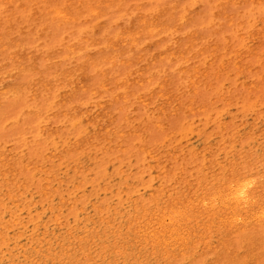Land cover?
<instances>
[{"label":"rangeland","instance_id":"1","mask_svg":"<svg viewBox=\"0 0 264 264\" xmlns=\"http://www.w3.org/2000/svg\"><path fill=\"white\" fill-rule=\"evenodd\" d=\"M23 2L25 7L15 0L8 12L0 3L1 24L11 27L10 32L3 31L5 41L17 39L22 46L18 52L13 48L0 52V92L12 89L19 65L14 53L23 64L33 67L23 79L25 84L31 83L15 98L17 104L6 106L13 102L6 100L3 109L15 115L18 109L38 106L42 127L38 139L44 142L45 137L53 136L58 143L47 149L38 167L32 169V183L18 181L13 187L9 166L2 165L9 176L6 180L0 176V264H192L200 258L202 264H264L258 256L264 252V99L258 101L264 96V0L234 4L235 17L229 24L215 17L213 8L219 0H98V12L77 6L70 20L56 18L41 0ZM78 2L74 0L75 5ZM175 4L176 14L163 18L168 29L145 33L133 48L129 40H118L122 53L115 64L106 66L113 79L110 96L122 94L116 82L126 72L140 69L156 55L152 71L172 77L175 92L185 100H196L197 106L193 113L170 110L162 116L163 126L157 127V95L148 105L136 100L139 93L148 96L158 82V76L145 75L144 84L134 83L137 95L128 107L122 110L119 102L114 114L121 115L123 133L137 128L146 129L149 136L158 133L155 151L139 152L135 148L138 138L133 135L123 153L112 150L121 142L119 137L113 142L90 137L109 125L107 118L97 116L103 100L99 89L81 92L78 101L71 102L68 94L75 80L69 82L60 73L75 72L88 54L101 51L104 36L116 37L137 23L139 15ZM33 10L36 16H32ZM11 16L13 21H8ZM192 30L200 33L201 40L190 49L183 43L181 51L188 62L166 52L177 36ZM206 38L222 52L209 79L212 87L203 88L195 99L188 89L191 73L183 74L180 68L206 67L214 62L212 48L203 49ZM252 50L259 51L260 57L253 58ZM142 51L149 56L142 59ZM35 67L38 75L32 73ZM91 71L94 75L93 68ZM35 80L50 83L51 91L42 88L38 92ZM97 82L95 79L92 85ZM252 85L255 89L250 92ZM219 86L222 93L217 91ZM35 92L36 97L32 96ZM57 96L70 105L87 106L88 112L57 118L56 124L47 111ZM245 97H253L254 104H244L240 98ZM213 110H220L219 117L205 120ZM78 125L84 127L83 133L75 131ZM63 128L68 129L61 137ZM77 142L80 148L75 152ZM85 143L87 148H82ZM5 151L8 157L15 154ZM74 152L78 155L75 160ZM230 173L245 174L252 180L247 203L226 202L228 190L222 189L221 179ZM216 188L220 191L210 196ZM156 209L166 212L165 227L161 230L154 225L149 235L147 226L154 221L142 214ZM135 218L149 223L139 231ZM172 229L184 234L182 243L178 234L170 236Z\"/></svg>","mask_w":264,"mask_h":264},{"label":"bare ground","instance_id":"2","mask_svg":"<svg viewBox=\"0 0 264 264\" xmlns=\"http://www.w3.org/2000/svg\"><path fill=\"white\" fill-rule=\"evenodd\" d=\"M15 0H0V3H2L5 6L6 9H11L12 5L14 4ZM33 1V0H30ZM37 1V0H35ZM42 2L49 5L48 9H51V11L55 14V17L62 20H70L73 18V11L76 9L77 6H87L88 9H90L92 12H96L99 7L100 3H98V0H80L77 5L74 4V0L67 1L64 3V5H61L58 3V0H41ZM111 2L117 1L120 2L121 0H110ZM246 1H255V0H244ZM241 0H219L217 3V6L213 8V12L215 13V17H218L222 20H225L226 24H229L232 22L233 18L235 17L232 14V6L234 4L240 3ZM20 6L25 7V3L23 0H19ZM1 4V5H2ZM1 7V6H0ZM176 8L177 5H173L170 7H164L160 8L158 11L152 13V14H142L138 16V21L135 24H132L127 30L124 32L119 33L116 37L106 35L104 36V40L106 41L105 44H103L101 47V51L95 53V54H88L86 56L85 61L82 64H79L75 68V72L73 71H63L60 73L61 77L64 79H67L69 82L72 80H75L74 88L70 91L68 94V97L70 98L71 102L78 101L80 98L81 92H93L95 88L99 89L100 96L102 97V101L99 102V112L97 113L98 119L104 120V118H107L109 121V125L102 126L101 132L91 134L90 137L94 138L95 140H103V141H115L117 137L120 138L121 142L119 144H116L115 147L112 150H119L121 153H123L126 150V145L128 144V141L130 137L136 136L138 138V142L135 146L136 149L139 150L141 153H153L155 151L154 149V142L156 141L155 138L158 137V133H152V136L146 135V129L143 130H137L133 133L127 132L123 133L122 130V122H121V115L120 114H114L116 112L115 106L119 102L123 103V109L128 107L130 104V101L134 95H137L133 91V88L138 85L144 84V78L149 75H152V77L158 76V81L155 87L149 92L148 96L138 94V97L136 100L139 102H145L147 105L150 104L152 101V98L154 95H157L159 98V104L157 107L158 116L155 118V124L157 127L163 126V118L162 116L169 112L170 110H176L179 109L185 110L188 113H193L192 111L195 109L197 105H195L196 100L190 99L185 100L183 99V96L181 94L176 93L173 88V79L172 77H169L168 74H163L158 72L152 71V66L154 65L152 62L156 57L148 58L146 62H144V65L136 71H129L126 72L122 79H120L118 82H116L117 85L120 84L121 89L123 90L122 94L111 97V91H112V85H113V79L110 77V74L108 73V69L106 68L109 64H115L116 63V57L119 53H122L118 47V40L122 39L123 42H126L127 40L130 41V44L133 48V45L140 39L142 35L145 33H157L162 30L168 29L166 22L163 21V18L166 17L168 14H171V16H174L176 14ZM81 9V8H77ZM6 12H8L6 10ZM98 12V11H97ZM139 12L142 13V11ZM38 13L36 10H33L32 16H36ZM187 16H184V19L187 20ZM97 20V19H96ZM8 21H13V17H9ZM11 27L5 28L1 24L0 20V52H2L4 49L13 48L16 50V52L19 51V48H21V42L17 39H13L9 42L5 41V33L3 31L10 32ZM82 28V27H81ZM100 26H96V29H99ZM205 44L206 46L203 49H211L213 50L212 57H214V62L209 64L206 67H200L196 66L195 68H192V66H182L180 68V72L185 73H191V86H189L188 89L192 91L194 94V98H199L202 93L203 88L210 89L209 87L212 83L210 82V77L212 74V71L215 70V63L218 61V59L221 57L220 52L221 48L219 45L215 44L214 41H211L210 39L206 38ZM200 39V33H198L197 30H192L190 32L185 33L182 37L177 36L174 39L175 45L169 46L167 49V53L172 55H180V57H183L185 59V54L182 52L183 43L187 42V45L185 48L190 49L192 46H194L197 42H199ZM100 43V42H99ZM72 50V49H71ZM74 51V50H72ZM255 52V57H260L259 51L252 50ZM142 59L146 57L145 55L149 56V54L141 52ZM14 53L13 57L17 60V63L19 65L15 69L16 77L14 78V83L12 84V89H4L2 92H0V97L4 96L2 99L0 98V176L4 180H6L9 176L8 170L6 168H3L2 165L5 164L6 166H9V171L12 175V186L16 187L18 184V181H23L27 183L33 182V175H31L32 169H36L38 165L40 164V160L44 157V152L47 149H54L57 147V142L54 141L53 136L45 137L44 142L41 141V139H38V136L42 133V127L40 126L39 115L41 114V109L37 108L38 106L31 108V109H18V113L15 115L10 114L8 111L4 110V104L6 100L13 101L10 104H5L6 106H9L11 104H17L19 101L15 98H18V96L21 94V92L25 89V87H29L30 83H24V75L27 72L26 70L29 68H33L30 66H26L23 64L22 60H19V57L16 56ZM162 53L158 55V57H161ZM238 54H240L238 52ZM18 55V54H17ZM47 62H52L51 55L48 54L46 56ZM186 62L188 60L185 59ZM125 63V62H124ZM223 66V65H221ZM94 69L95 74L90 75L93 73L91 69ZM224 68L226 66L224 65ZM222 69H219L220 72L218 74H222ZM31 72V71H29ZM33 75H38L39 71L37 67L32 70ZM257 74V72H255ZM146 75V76H145ZM95 76V77H93ZM144 76V77H143ZM142 77V78H139ZM150 78V76H149ZM97 79V86H93V81ZM262 81L264 82V74H262ZM137 84H134L136 83ZM36 84V89L38 92H40V89H44L46 92H50L52 86L50 83L47 82H39L38 80H35L34 82ZM209 87V88H208ZM254 85L250 86L249 91L251 92L255 88ZM183 91V90H181ZM220 93H222L221 88L217 89ZM234 94V92L232 91ZM235 95V94H234ZM32 96L36 97L37 92H35ZM237 96V95H236ZM254 97V96H253ZM253 97H245L240 98L244 104L247 106H251L254 104ZM5 98V99H4ZM3 99L5 100L3 103ZM258 101H262L264 99V96L261 98H258ZM205 104V102H203ZM241 104V103H240ZM114 107V109H113ZM198 109V108H197ZM82 110H85L84 113L88 112L87 106H80L77 104H68V100L65 98H60L59 96L54 98V101L49 106V109L47 111V116L49 118H55L56 124H59V120L57 118L60 117H72L77 116L79 112ZM119 111L122 112L118 108ZM132 111V110H131ZM149 111V110H148ZM220 110H213L212 112L208 113L207 118L205 120L210 119L211 121H214L217 119L220 115ZM143 117V116H142ZM147 118H151V116L148 114L146 115ZM145 117V118H146ZM37 118V119H36ZM121 122V123H120ZM207 122V121H205ZM152 123V122H151ZM75 131H79L81 129H84L83 126L78 125ZM141 128V127H139ZM67 129H61V133H64V137L67 133ZM189 129V128H188ZM187 129V131H188ZM84 130H81L79 133H83ZM190 132V131H188ZM48 135H50V132H47ZM190 136V135H189ZM67 139V138H66ZM93 142V139L91 140ZM43 144L45 145L43 148ZM88 143L81 145L82 148H87ZM52 145V146H50ZM10 146V148H8ZM74 151L77 152L76 148H80V144L77 142L74 144ZM7 150L9 153H14V156L8 157L6 154ZM73 153L71 156H76L73 160L78 158L77 153ZM142 155V154H141ZM140 156V155H139ZM141 157V156H140ZM48 169H45L47 171ZM48 172V171H47ZM240 174L241 171H239ZM103 175V174H99ZM23 176V178H21ZM242 176V177H241ZM235 175L234 173H230L225 178L221 179L222 189L228 190L226 193V196L228 198L226 199V202H229L230 200H234L237 204L247 203L251 199V195L249 193L250 187L252 185V180L248 178L245 174L243 175ZM87 177V176H86ZM160 183V182H159ZM29 185V184H27ZM25 186V185H24ZM112 188V187H111ZM145 190V189H144ZM220 191V190H219ZM216 188L215 190H212L210 192V196L216 194L219 192ZM200 203L202 201H199ZM145 210V208H144ZM166 212L164 210H153L151 212L145 211L142 215L144 217L149 216V219L151 221V224L148 225L149 222L144 223V219L135 218V224L137 225V228H139V231L142 229V227L147 226L148 229H150L149 235H152L154 232V225H159L161 230L165 227L164 225V215ZM240 230V228H238ZM240 233L242 231H239ZM174 234H178V241L179 243H182V241L185 240L184 234L181 235V233H176L173 229L171 230L170 236H173ZM82 246V244H81ZM228 246V243L224 242V247L226 249ZM226 258L228 257V254H225ZM258 256L261 257V261L264 262V252L261 254H258ZM201 258L197 261H194L192 264H202L204 260ZM200 261V262H199Z\"/></svg>","mask_w":264,"mask_h":264}]
</instances>
